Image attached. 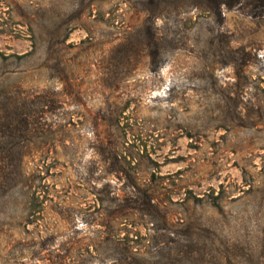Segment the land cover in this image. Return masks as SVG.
<instances>
[{"label":"rangeland","instance_id":"rangeland-1","mask_svg":"<svg viewBox=\"0 0 264 264\" xmlns=\"http://www.w3.org/2000/svg\"><path fill=\"white\" fill-rule=\"evenodd\" d=\"M6 180L0 264H264V17L204 0H0ZM132 180L184 231L179 247L161 250L143 212L104 216L144 207Z\"/></svg>","mask_w":264,"mask_h":264},{"label":"trees","instance_id":"trees-1","mask_svg":"<svg viewBox=\"0 0 264 264\" xmlns=\"http://www.w3.org/2000/svg\"><path fill=\"white\" fill-rule=\"evenodd\" d=\"M205 5L207 9H209L212 12H218L221 15L222 9L227 8L229 10L232 9H240L245 11L249 16H252L254 18H262L264 17V0H204ZM154 41V36L152 37ZM159 57V51L156 50L155 54H151L150 58L152 63H155L156 60ZM56 106L55 102H52L50 104L51 109H54ZM44 112V110H42ZM41 113V110L39 111ZM39 130H44L43 127H40ZM43 132V131H42ZM39 152V151H37ZM120 174V170H116ZM122 171V170H121ZM8 180L4 182H0V188L5 187V185H8ZM130 192H129V198L133 199L135 202L140 201L141 199L146 201L144 204V207H138L135 206L133 208H126L124 206H117L115 209H104V216H111V222L116 224V218H119L120 216H124L127 212L126 211H132L136 216L138 213H144L145 215L149 216L150 219H154L160 221L161 223L158 225V227L154 230L155 236L154 240L156 239V243L158 244L159 248L161 250H165L166 247L176 246L179 247L181 240L180 236L184 234V231L181 229L176 228L175 225H173L167 217H164L160 213V204H157L155 201L154 196L151 195L150 192L147 190L141 189L135 181L132 180V182L128 185ZM111 188V185H107L103 190L101 191L103 196L106 198L109 197V195L113 194V199H117V192H111L109 189ZM107 201L105 199H102V203L105 204ZM109 211V212H108ZM131 213V212H130ZM162 217L157 218V217ZM105 221V218L102 219ZM137 240L135 239H128L129 243H135L139 244L140 241H142V238L140 236H137ZM140 240V241H139ZM183 241V240H182ZM174 249V248H173ZM66 256H63L61 254H58L56 256V260H66ZM44 260V259H43ZM47 260V259H45Z\"/></svg>","mask_w":264,"mask_h":264}]
</instances>
